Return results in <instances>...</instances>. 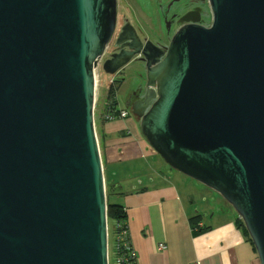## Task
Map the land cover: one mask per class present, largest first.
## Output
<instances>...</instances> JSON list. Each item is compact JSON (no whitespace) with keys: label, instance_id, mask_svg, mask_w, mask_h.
Here are the masks:
<instances>
[{"label":"water","instance_id":"1","mask_svg":"<svg viewBox=\"0 0 264 264\" xmlns=\"http://www.w3.org/2000/svg\"><path fill=\"white\" fill-rule=\"evenodd\" d=\"M208 1L212 26L182 28L154 60L120 35L148 61L137 117L171 169L235 209L264 264V0ZM117 11L0 0V264H109L107 186L121 185L104 176L95 68Z\"/></svg>","mask_w":264,"mask_h":264},{"label":"crops","instance_id":"2","mask_svg":"<svg viewBox=\"0 0 264 264\" xmlns=\"http://www.w3.org/2000/svg\"><path fill=\"white\" fill-rule=\"evenodd\" d=\"M126 122L136 137L132 142H125L124 129L113 126L99 145L106 182L122 185L109 202L126 210L136 264H260L237 218L222 213V207L205 224L210 230L194 236L191 221L203 225L209 217L204 214L203 191L199 194L188 177L153 157L138 125Z\"/></svg>","mask_w":264,"mask_h":264},{"label":"flooded vegetation","instance_id":"3","mask_svg":"<svg viewBox=\"0 0 264 264\" xmlns=\"http://www.w3.org/2000/svg\"><path fill=\"white\" fill-rule=\"evenodd\" d=\"M118 11L117 21L112 38L106 48V51L98 64V70H103L106 61L114 55L129 54L131 60L121 68L117 74L124 76L125 81L130 76H135L143 81V84L128 91L121 99V104L125 108H119V100L113 95L117 82L122 84L123 78L116 79V75L110 80L111 89L108 102L105 105L106 110L109 106L116 110L124 109L129 112V119L140 123L138 118L142 114V106L146 92V76L148 73V61L141 54L134 55L130 45L123 37L133 39V49L143 52L146 50L151 58H156L154 51L161 54L167 52L173 37L184 27L189 25H202L211 27L212 23H206L208 14L211 13L208 0H117ZM142 6L140 9L138 5ZM136 5V7L134 6ZM134 55V56H133ZM104 72V70H103ZM152 103H150V106ZM135 114V115H134ZM138 116V117H137Z\"/></svg>","mask_w":264,"mask_h":264},{"label":"rangeland","instance_id":"4","mask_svg":"<svg viewBox=\"0 0 264 264\" xmlns=\"http://www.w3.org/2000/svg\"><path fill=\"white\" fill-rule=\"evenodd\" d=\"M134 6L136 7V5H134ZM141 6L142 5L139 4L138 8L140 9ZM212 21H213V14L210 13V15L208 14V16H207L206 23L208 25H210L212 23ZM115 78L116 79H118V78L124 79V82H122V84H119L117 82L115 89L117 90L116 92H117V100H119V108H125L121 104V99L123 98V96L128 91H133L135 88L142 85L143 81L140 78H137L135 76H130L125 81V77L119 76L118 74L116 75ZM111 79H112V76L103 72V70L100 67L98 70L97 106L95 109V124H96L98 139H100V141H101L102 136L104 134H108L111 131V128L113 126H116L117 131H121L123 129L126 130V127L128 126L127 122L114 121V122H105L104 123V121H103V113H104L105 105L108 102L109 95H110V89L112 86L110 84ZM128 120L132 121L131 119H128ZM135 123L138 125L137 131L141 135H143L142 131H141L140 123H137V122H135ZM135 133H136V131H135ZM125 138H126L125 142H132V140L136 137L126 136ZM153 157H155L156 159H162L156 153L154 154ZM153 161H154V158H152V163L156 166L158 163H155ZM173 171L175 173H179L175 170H173ZM185 177H187V176H185ZM188 179H190V181L193 183V185H195L197 187V189L200 190L199 194L201 193V191H203L204 214H208V216H209V217H205L203 219V221H204L203 226H205V224H207L209 221L213 220V217L211 216V214L215 211H218L219 208H221V207L222 208L220 210L222 213L232 215L235 218H240L239 214L235 211V209L226 200H224L221 197V195H219L214 190L202 185L201 183H199V182H197L191 178H188ZM116 191L114 193H116ZM113 227H114V223L112 221H109V223H108V229H109V264H115V260H116V255H115V240L116 239L113 236L114 235L113 234ZM114 231H115V227H114Z\"/></svg>","mask_w":264,"mask_h":264},{"label":"trees","instance_id":"5","mask_svg":"<svg viewBox=\"0 0 264 264\" xmlns=\"http://www.w3.org/2000/svg\"><path fill=\"white\" fill-rule=\"evenodd\" d=\"M114 99L116 100V105L118 103L117 100V93L113 95ZM118 112L125 111L124 109H118ZM103 121L104 123L106 120L104 119V113H103ZM113 184V183H110ZM109 187V186H108ZM107 187V215H108V223L109 221H112L114 223L115 231H114V237L115 242L120 241L119 236H121V240H124V243L126 244V247H122L123 250V256H122V264H134L135 256H132L131 253L133 251V248L131 246V239L129 236V225H128V216L126 213V210L124 207L113 204L109 202V196L112 194L110 188ZM238 227L242 230L244 236L246 239L251 243V245L254 248V245L250 239L249 233L243 223V221L240 218H237L236 220ZM192 227H193V233L194 236L202 235L210 230V228H207L205 226H202V228L199 226L200 224H197L194 220L191 221ZM199 226V227H198ZM130 250H128V248ZM255 250V248H254ZM116 254V252H115Z\"/></svg>","mask_w":264,"mask_h":264},{"label":"built area","instance_id":"6","mask_svg":"<svg viewBox=\"0 0 264 264\" xmlns=\"http://www.w3.org/2000/svg\"><path fill=\"white\" fill-rule=\"evenodd\" d=\"M95 77H96V97H97V91H98V65L95 68ZM97 106V98H96V104L95 109ZM104 119L106 122H114V121H122L126 122L129 119V112L127 110L118 112L114 107L109 106L106 110H104ZM126 136H133L132 130L127 128L125 130ZM202 228V224L199 225ZM198 226V227H199ZM120 241L115 242V252H116V260L115 264H122V256H123V250L122 247H126V244L124 243V240H121V236H119ZM132 246V245H131ZM128 248V247H127ZM166 248L165 245H160V249L164 250ZM128 250H130L128 248ZM132 256H135L134 250L131 253ZM134 264H136V256Z\"/></svg>","mask_w":264,"mask_h":264},{"label":"clouds","instance_id":"7","mask_svg":"<svg viewBox=\"0 0 264 264\" xmlns=\"http://www.w3.org/2000/svg\"><path fill=\"white\" fill-rule=\"evenodd\" d=\"M107 183V182H106Z\"/></svg>","mask_w":264,"mask_h":264}]
</instances>
